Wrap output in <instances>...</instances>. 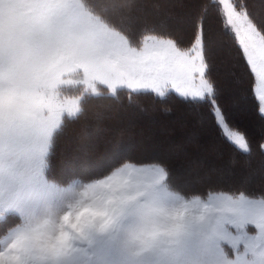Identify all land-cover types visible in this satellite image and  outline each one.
<instances>
[{"label":"rangeland","instance_id":"374dc122","mask_svg":"<svg viewBox=\"0 0 264 264\" xmlns=\"http://www.w3.org/2000/svg\"><path fill=\"white\" fill-rule=\"evenodd\" d=\"M89 1L91 2V0ZM94 1L92 0V3ZM142 1L149 2L153 0ZM216 1L220 3V6L224 3V0ZM6 2L9 5L11 1L7 0ZM138 2L140 3V0ZM160 2L165 4L162 0ZM2 3L3 1L0 0V6H2ZM50 4V9L42 12L37 19L44 23L36 25L34 18V21L27 29L26 27L13 26L14 29L10 31L5 30L3 18L0 16V108L12 105L16 112L19 106L21 91L35 89H46L48 91V108L52 112L58 113L59 120L61 121L63 113L74 115L79 111L83 95L98 94V92H101V86L107 87L112 93H115L117 88L125 87L131 90H150L159 95H164L166 92L173 90L179 95L191 98H201L211 95L212 91L210 93L205 92L201 96L194 95L191 92L182 93L171 85V76L167 71L168 67L171 66L176 57L190 52L194 45L181 48L172 38L156 34L141 35L136 39H129L123 32L105 22L98 13L92 12L83 0H52ZM162 5L159 6L158 4L154 6L152 3H147L146 12L154 13L152 14L155 16L152 19L153 21H158V16L161 13L164 14V10L162 9L161 11L160 8ZM176 7H178V14L180 13L179 10L185 8L182 4L176 5ZM3 9L2 7L1 11ZM222 10L224 12L223 7ZM152 20L149 21L152 22ZM163 23L165 24V22ZM136 25L143 26L142 24ZM180 27L182 30L186 29L185 25ZM133 28L131 32L135 33L136 27ZM24 31H27V33ZM24 33H26L25 36ZM131 36L134 37L135 34H131ZM200 37L201 35L196 39L195 46L197 50H199ZM228 74L230 75V73ZM222 78L226 77L223 76ZM224 83L223 87L225 90L224 94H227L226 98H230L234 103L233 97L234 99L237 97L239 101L244 93L238 97L237 91L234 89L236 84L232 80V77L231 80L230 78L229 80L226 78ZM78 89H80V92L76 93L75 91ZM69 90L71 91L69 92ZM254 93L258 99L259 108L264 114V99H261L260 93L255 88V83ZM56 95L62 98L63 103L52 106L50 103L51 101H55ZM152 101L151 97L144 99V102H147L149 105L152 104ZM224 101L226 102V99ZM131 108L132 110H129V112H115L116 115L123 116L122 125L128 127L126 131H122V136H119V132L115 136V131H111L110 133L106 131L108 134L101 136L98 133L101 129H96L95 127L91 129L89 134H84L85 129L82 128L84 122H78L79 128L77 129H79V132L76 133L73 132V126L70 124L74 138L71 137L72 134L69 135L71 128L68 132H64L66 147L70 141L69 149L72 147L82 149L80 147L82 139H88L90 141L89 145L92 139H96V141L101 142L100 146L102 149L103 147L107 148L106 151L104 149L105 153L101 155H94L90 148V150L79 149V162L76 160L79 159L78 157L73 158L72 160L75 159L74 161H70L71 156L69 158L65 156V158L63 157L62 168L65 170L69 169L68 171H89L88 173H91L93 176L88 177V179L82 177L83 180L88 182L106 176L114 168H117L126 161L136 165L161 164L166 168V158H174L178 154L176 144L166 142L164 134L168 133V130H155L154 128L150 130L147 120L153 117L152 122L155 121V116L151 111L152 107H149V109L147 107L146 109L137 104L135 108ZM120 109L124 110L123 108ZM214 112L225 134L240 148L248 149L246 136L226 123L217 104H214ZM178 116L181 115L176 114L171 117L166 116V113H164L162 118H156L158 121L166 122V119L172 120ZM234 117L239 120L236 115ZM112 121L115 124H120L117 122L119 120L115 118ZM133 123L136 127L132 126ZM169 123L172 124V122ZM238 123L242 124L240 121ZM163 126L166 127V124ZM57 127L51 130L47 144L41 152L34 156L32 164L23 178L15 174H6L3 182L0 183V250L8 245L13 230L17 225H20L18 223L9 228L3 225L2 219L8 215V212L17 213L21 215L22 219L37 211L58 212L71 199V193L80 185L87 183L83 182V180L78 181V179H75L70 184L59 185L50 181L46 176V159L53 132ZM65 127L68 128V124ZM168 127L169 129L173 128L172 125ZM103 130L106 129L102 128ZM131 130L134 132L132 133ZM178 133L181 134V132ZM116 139L119 144L117 146L115 145ZM181 141L185 142V136ZM133 143L135 144L133 145ZM262 146H264V142ZM138 150L143 154H151L152 157L149 158L150 160L137 161L139 159L137 156L139 154ZM124 156H128V159L120 162V159H123L122 157ZM111 160H116L118 165H110L112 169L107 171L108 173L105 175L98 174ZM173 167L175 178L177 177L176 179L184 183L193 181L189 175L191 172V177L196 180H206V178L210 177L206 174L207 171L204 173V169H199L197 164L192 166V162H188L187 160L186 163L184 160L182 167L178 164ZM198 172L202 174L195 176ZM212 175H215L218 182L225 180L219 173L212 172ZM239 179L241 181L237 183H245L244 179L240 176ZM45 190L49 191V193ZM217 192L221 195L232 194L225 191ZM185 194H190V192ZM191 194H196V192ZM235 194H242L244 199L253 204L261 202L260 198H254L244 193ZM248 231L255 232L256 230L254 227L249 226ZM82 244V248L79 245L77 246L82 255L72 257L69 264H114L115 249L111 238L108 236L94 234L83 241ZM225 248L229 256H232V250L227 246Z\"/></svg>","mask_w":264,"mask_h":264},{"label":"clouds","instance_id":"9594fccd","mask_svg":"<svg viewBox=\"0 0 264 264\" xmlns=\"http://www.w3.org/2000/svg\"><path fill=\"white\" fill-rule=\"evenodd\" d=\"M48 96L46 89L22 90L13 119L7 125L0 122V183L6 174L23 178L58 126L59 114L48 108ZM116 197L123 203H107ZM260 201L253 204L242 194L211 190L185 194L168 182L163 165L126 161L76 188L62 210L24 217L0 252L18 256L16 264H69L82 255L78 245L104 234L113 242L114 264H264V227L254 215V210H264V198ZM89 207H107L110 222L103 228L99 218L83 222L80 231L64 223L69 213L74 220ZM249 226L256 231L249 232ZM62 233L69 234L64 244Z\"/></svg>","mask_w":264,"mask_h":264},{"label":"trees","instance_id":"16d2710c","mask_svg":"<svg viewBox=\"0 0 264 264\" xmlns=\"http://www.w3.org/2000/svg\"><path fill=\"white\" fill-rule=\"evenodd\" d=\"M83 1L92 12L98 13L105 22L123 32L129 39H136L141 35L156 34L170 37L179 47L187 48L192 46L193 40L196 41L197 37L201 35L202 29L203 51L208 66L207 79L213 85L212 93L201 98L184 97L173 90L166 92L164 95L156 94L150 90L132 91L125 88L110 93L107 87L101 86L99 94L83 95L80 113L75 117H65L60 127L54 132L46 160L47 177L59 184H66L75 179L83 180V178L88 179V177L93 176L88 173L89 171H68L69 169L62 168L63 157L65 158V156L68 158L71 156L70 161H74L75 159H72L77 157L79 158L76 159L77 162L80 160L78 155L80 148L75 149L72 147L69 149L70 141L66 147L64 134L70 130L71 126H73V132H79V129H77L79 128L78 122H84L82 126L85 129L84 134H89L91 129L95 127L101 129L98 131L101 136L111 131H115V134L112 132L115 136L118 132L119 136H122V131H126L128 127L122 125L123 116L118 114L117 116L115 112H129V110H132L131 107L135 108L139 104L140 107L146 109L152 107L151 111L155 116V121L152 122L153 117L147 120L150 130L153 128L155 130H168V133L164 134L166 142L176 144L178 150L176 157L166 158L168 182L173 188L185 193L190 192V194L196 192V194L204 195L210 190H226L233 194L244 193L248 196L264 198V146H262L264 142V114L259 108L258 99L254 93V77L248 71L238 40L226 23L220 3L216 0H162L165 4L161 3V0L149 2L140 0V3L139 0H97V3L96 0L93 3L92 0L91 2L89 0ZM154 1L156 5L163 4L160 8L161 11L164 10L166 15L161 13L157 19L160 22H165V24L153 21L152 19L155 16L152 14L154 13L146 12L147 3L156 6ZM248 3L255 22L264 25V4H261L260 0H248ZM179 4H182L185 8L179 10L180 13L178 14L176 5ZM163 15L164 17L161 18ZM149 20H152V22ZM136 24H142L143 26H137ZM183 25H185L187 31L181 29L180 26ZM133 27H136L135 33L131 32L134 29ZM131 34H135V36L133 37ZM223 76L227 80L229 78L231 80L232 77L236 84L234 89L237 91L238 97L244 93L243 98L241 97L238 101L237 97L235 99L233 97L234 103L230 98H226L227 94H224L223 87L226 78L223 79ZM75 92H80V89ZM150 97L153 99L151 105L144 102V99ZM224 99H226L227 104ZM214 104H217L220 108L229 126L241 131L246 136L248 149H242L226 138L214 112ZM162 112L166 113V116L172 117L176 114L181 116L172 120L166 119V122L158 121L157 118H162L164 114ZM235 115L239 120L234 117ZM114 118L119 120L117 122L120 124H115L112 121ZM239 121L243 125L239 124ZM169 122H172V124ZM67 124L68 128L65 127ZM164 124H166V127L163 126ZM171 125L173 128L169 129L168 126ZM132 126L136 127L134 123ZM102 128L106 130L102 131ZM178 132H181V134ZM69 135L73 137L72 132ZM184 136L185 142H182ZM117 141L116 139V146L119 145ZM80 142L82 148L80 150L90 148L94 155L105 153L104 149L106 151L107 148L103 147L102 149L101 142L96 141V139H92L90 145L88 139H82ZM138 151L137 156L139 159L137 161L150 160L149 158L152 157L151 154H143L140 150ZM122 158L120 162L126 161L128 156ZM130 159L136 161L133 158ZM184 160L185 163L186 160L192 162V166L197 164L198 168L204 169V173L207 171L206 174L210 177L206 180H196L191 177V172L189 175L193 180L192 182L187 180L189 182L184 183L176 179L177 177L175 178L173 175L175 173L173 166L178 164L182 167ZM110 165L116 166L118 162L111 160L98 174H107V171L112 169ZM212 172L219 173L225 180L218 182ZM202 173L198 172L195 176ZM239 176L244 179L245 183H237L241 181ZM2 220L3 225L9 228L18 224L20 217L15 213H8Z\"/></svg>","mask_w":264,"mask_h":264},{"label":"snow or ice","instance_id":"6c2138e0","mask_svg":"<svg viewBox=\"0 0 264 264\" xmlns=\"http://www.w3.org/2000/svg\"><path fill=\"white\" fill-rule=\"evenodd\" d=\"M260 3L264 4V0H260ZM221 6L224 8V17L227 24L238 40L248 71L254 77L255 88L260 93L261 99H264V25L255 22L253 14L249 10L248 0H224ZM193 45L190 52L176 57L167 71L171 76V85L177 91L182 93L191 92L194 95L201 96L205 92L210 93L213 88V85L207 79L208 66L203 51L202 29L198 45L199 50L195 46V39ZM15 113V108L12 105L0 108V122L7 125L13 119ZM117 201L123 203V200L119 197L110 198L107 203L112 204ZM111 211H115V208ZM254 215L259 222L258 226L264 227V210L256 209ZM71 217V213L66 215L64 223L72 229L80 231V225L83 222H92L97 218L103 221L101 227H105L110 222L111 212L107 207L102 209L89 207L76 213L74 220ZM68 239V233L61 234V244L66 243ZM18 260V256L0 252V264H16Z\"/></svg>","mask_w":264,"mask_h":264},{"label":"crops","instance_id":"0c3cea01","mask_svg":"<svg viewBox=\"0 0 264 264\" xmlns=\"http://www.w3.org/2000/svg\"><path fill=\"white\" fill-rule=\"evenodd\" d=\"M3 3H2V6H0V16L3 18V21H4V29L5 30H11V29H14L13 26H19V27H22V28H29V26L32 24V22L34 21V18H35V24L36 25H41L43 24L44 22L43 21H38V17L39 15L50 9V6L52 3V0H9L11 1L10 4L8 5V3L6 2L7 0H2ZM4 8L3 11H1V8ZM29 31V30H28ZM27 33V31H24ZM19 33H21V31H19ZM24 33V36L25 34ZM125 88V87H124ZM108 89V88H107ZM121 88H117L116 90H119ZM125 89H128V88H125ZM128 90H131V89H128ZM132 91H137V90H132ZM110 92V91H109ZM100 92H98L99 94ZM112 93V92H110ZM63 103L62 101V98L58 97V95H56V99L55 101H51L50 105L52 106H56L58 104H61ZM56 109V108H55ZM81 111V101H80V109L79 111L74 114V115H69V113H63L61 115V119L62 121L64 120L65 117H75L77 116ZM61 120H59V126L55 129V131L60 127L62 121L60 122ZM226 121V120H225ZM219 123V122H218ZM227 123V122H226ZM228 124V123H227ZM220 125V123H219ZM229 125V124H228ZM221 127V125H220ZM222 128V127H221ZM232 128V127H231ZM234 129V128H233ZM223 130V129H222ZM54 131V132H55ZM54 132H53V135H54ZM224 132V131H223ZM225 134V132H224ZM52 135V137H53ZM226 135V134H225ZM226 138L233 142L227 135H226ZM51 142H52V139H51ZM234 143V142H233ZM235 144V143H234ZM51 145V144H50ZM50 150V149H49ZM49 153V152H48ZM47 160V159H46ZM47 176V175H46ZM49 179V178H48ZM50 180V179H49ZM52 181V180H50ZM75 181V180H73ZM73 181L69 182V183H66V184H59L57 182V184L59 185H67V184H70L72 183ZM78 181H81V180H78ZM54 182V181H53ZM83 182H88V181H83ZM46 192L49 193V191L45 190ZM217 191H225L228 193V191L226 190H216L214 192H217ZM230 193V192H229ZM233 194V193H232ZM254 198H260V197H254ZM17 214V213H15ZM19 217H20V222L19 224L22 223V217L21 215L17 214ZM15 226V225H14Z\"/></svg>","mask_w":264,"mask_h":264}]
</instances>
